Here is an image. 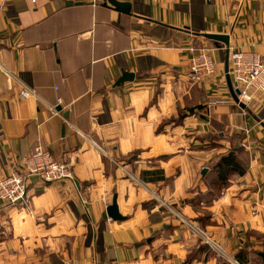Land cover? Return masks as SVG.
Wrapping results in <instances>:
<instances>
[{
  "label": "crops",
  "instance_id": "obj_1",
  "mask_svg": "<svg viewBox=\"0 0 264 264\" xmlns=\"http://www.w3.org/2000/svg\"><path fill=\"white\" fill-rule=\"evenodd\" d=\"M116 1L150 21L105 0H0V179L36 147L71 172L0 205V264H264V98L236 104L201 36L264 64V0ZM202 49L214 73L191 83ZM113 197L123 220L103 218Z\"/></svg>",
  "mask_w": 264,
  "mask_h": 264
},
{
  "label": "built area",
  "instance_id": "obj_2",
  "mask_svg": "<svg viewBox=\"0 0 264 264\" xmlns=\"http://www.w3.org/2000/svg\"><path fill=\"white\" fill-rule=\"evenodd\" d=\"M214 73V63L207 50H200L189 60L187 77L191 83H199L209 78ZM228 73L233 88L239 91L237 96L240 101L252 99L254 96L264 98V64L254 51H232L228 55ZM27 90L23 89L19 96L27 97ZM228 102L225 99L209 101L212 106ZM37 178L41 182L52 183L71 178L68 165L54 159L51 154L42 147H36L34 151L23 160L22 169L0 179V205H14L24 199L28 180ZM164 205V204H163ZM181 222H184L181 220ZM191 231L199 235L208 244L209 241L199 230L188 225ZM216 253H222L219 246L210 244Z\"/></svg>",
  "mask_w": 264,
  "mask_h": 264
},
{
  "label": "water",
  "instance_id": "obj_3",
  "mask_svg": "<svg viewBox=\"0 0 264 264\" xmlns=\"http://www.w3.org/2000/svg\"><path fill=\"white\" fill-rule=\"evenodd\" d=\"M67 5H70V3H67ZM105 5H109L118 14L134 16L136 18H142L148 22L150 21V20L146 19L145 17H140L139 15H135V13L131 12V9H132L131 4L120 3L116 0H105ZM156 24H159V23H156ZM182 30L185 32L192 33L195 36H199L198 33L187 31V29H182ZM201 36H203L209 40H212L213 44L216 46V48H219V49L223 48L224 49L223 63H224V75H225V81H226L227 89H228L229 94H230L231 98L233 99V101L236 104H238L241 108H244L243 103H241L237 97L239 95V91L237 89H233V86H232V83L230 80V76L228 73V55H229L228 37L223 36V35H212V34H203ZM218 42H220L222 45H218L219 44ZM132 76H133L132 74H124L123 77L119 80V82L131 81ZM103 218L104 219L108 218V219L116 220V221L123 220V217H121L118 213V208L116 205V197H113L111 205L106 207ZM258 255L264 261V252H260V253H258Z\"/></svg>",
  "mask_w": 264,
  "mask_h": 264
},
{
  "label": "trees",
  "instance_id": "obj_4",
  "mask_svg": "<svg viewBox=\"0 0 264 264\" xmlns=\"http://www.w3.org/2000/svg\"><path fill=\"white\" fill-rule=\"evenodd\" d=\"M231 158H222L221 159V162H223L224 165H231V161H230Z\"/></svg>",
  "mask_w": 264,
  "mask_h": 264
}]
</instances>
